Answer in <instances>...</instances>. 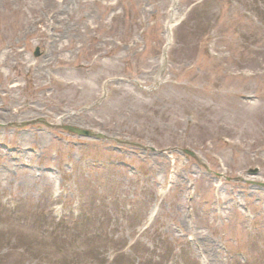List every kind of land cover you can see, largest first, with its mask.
Returning a JSON list of instances; mask_svg holds the SVG:
<instances>
[{
    "label": "rangeland",
    "instance_id": "374dc122",
    "mask_svg": "<svg viewBox=\"0 0 264 264\" xmlns=\"http://www.w3.org/2000/svg\"><path fill=\"white\" fill-rule=\"evenodd\" d=\"M0 264H264V0H0Z\"/></svg>",
    "mask_w": 264,
    "mask_h": 264
},
{
    "label": "water",
    "instance_id": "95a60500",
    "mask_svg": "<svg viewBox=\"0 0 264 264\" xmlns=\"http://www.w3.org/2000/svg\"><path fill=\"white\" fill-rule=\"evenodd\" d=\"M33 55L34 56H38L39 55L38 48L35 49ZM35 123H42V124H44L46 126H49V127L63 129V130L68 131L69 133L76 134L78 136L91 137V138L104 137L100 133H95L93 131H90V130H87V129H83V128H79V127H74V126H70V125H53V124L45 121L42 118H39L37 120H32V121H29V122H22L20 124H16L15 126L31 125V124H35ZM183 152L186 153V154H189L190 156H192L194 158H196L194 152H192L190 150L184 149ZM248 173L249 174H256L257 173V168L249 169ZM235 179H238V178H235Z\"/></svg>",
    "mask_w": 264,
    "mask_h": 264
},
{
    "label": "bare ground",
    "instance_id": "6f19581e",
    "mask_svg": "<svg viewBox=\"0 0 264 264\" xmlns=\"http://www.w3.org/2000/svg\"><path fill=\"white\" fill-rule=\"evenodd\" d=\"M168 40H170V35H169V33H168Z\"/></svg>",
    "mask_w": 264,
    "mask_h": 264
},
{
    "label": "trees",
    "instance_id": "16d2710c",
    "mask_svg": "<svg viewBox=\"0 0 264 264\" xmlns=\"http://www.w3.org/2000/svg\"><path fill=\"white\" fill-rule=\"evenodd\" d=\"M127 133H128V132H127ZM129 135H134V134H131V133H130ZM135 136H136V135H135Z\"/></svg>",
    "mask_w": 264,
    "mask_h": 264
}]
</instances>
